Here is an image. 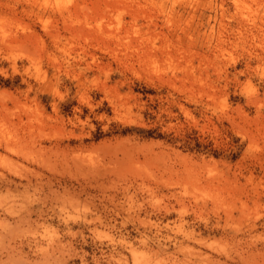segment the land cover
<instances>
[{
    "label": "rangeland",
    "instance_id": "obj_1",
    "mask_svg": "<svg viewBox=\"0 0 264 264\" xmlns=\"http://www.w3.org/2000/svg\"><path fill=\"white\" fill-rule=\"evenodd\" d=\"M0 264H264V0H0Z\"/></svg>",
    "mask_w": 264,
    "mask_h": 264
}]
</instances>
